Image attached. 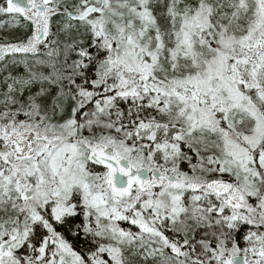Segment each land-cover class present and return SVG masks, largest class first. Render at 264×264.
Listing matches in <instances>:
<instances>
[{
    "label": "snow or ice",
    "instance_id": "1",
    "mask_svg": "<svg viewBox=\"0 0 264 264\" xmlns=\"http://www.w3.org/2000/svg\"><path fill=\"white\" fill-rule=\"evenodd\" d=\"M0 264H264V0H0Z\"/></svg>",
    "mask_w": 264,
    "mask_h": 264
}]
</instances>
